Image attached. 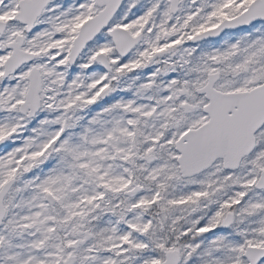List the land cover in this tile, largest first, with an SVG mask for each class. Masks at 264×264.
I'll return each mask as SVG.
<instances>
[{"label": "rangeland", "instance_id": "1", "mask_svg": "<svg viewBox=\"0 0 264 264\" xmlns=\"http://www.w3.org/2000/svg\"><path fill=\"white\" fill-rule=\"evenodd\" d=\"M16 1L0 0V19L8 21L0 34V72L9 54L8 40L23 30L9 21ZM180 1L178 13L172 14L167 0H125L108 28L141 33L135 49L122 59L105 30L80 55L77 68L82 71L74 77L66 72L67 48L73 32L97 10L92 0H71L61 9L56 1L50 2L25 34L23 48L35 53L34 60L0 80V136L5 133L8 138L0 149L2 153L8 147L6 156L0 155V185L10 176L16 178L4 199L8 210L0 227V264H158L168 247L180 250L179 264H244L241 253L246 245L264 246V191L253 187L264 168V126L255 135V150L234 171L224 170L218 159L184 179L174 151V140L185 129L206 120L200 108L205 100L193 89L204 83L207 73L220 72L215 86L223 91L255 86L252 72L264 71V24L228 32L213 42L190 44L194 33L233 17L252 0ZM99 51L113 63L111 74L92 65ZM32 63L42 74V107L27 119L17 109ZM135 68H144L151 81L160 79L166 86L180 82L185 92L179 104L187 108L177 112L180 119L171 116L170 103L161 112L147 108L132 114V123L121 125L129 129L128 135L105 134L109 122L117 121L106 115L98 127L77 124L69 138L67 133L59 138L64 119L75 122L80 116L70 111L76 87L87 85L91 98L110 83L113 90H123L127 79L117 71ZM114 99L129 104L119 93ZM137 117L140 129L134 123ZM166 118L171 131L159 132ZM53 152L59 158L62 154V161L56 159L41 170L36 159L45 154L54 159ZM112 157L117 165H111ZM110 180L121 182L110 185ZM136 183H143L142 191L129 196L117 192ZM48 192L53 204L45 200ZM149 198L154 209L145 214ZM228 210L234 214L230 228L220 234H199L218 225Z\"/></svg>", "mask_w": 264, "mask_h": 264}, {"label": "water", "instance_id": "2", "mask_svg": "<svg viewBox=\"0 0 264 264\" xmlns=\"http://www.w3.org/2000/svg\"><path fill=\"white\" fill-rule=\"evenodd\" d=\"M50 0H19V11L13 19L27 24V30L39 16L44 6ZM124 0H94V3L102 7L93 17L88 18L80 26L73 42L69 47L68 62L73 65L78 55L84 50V46L94 40L95 36L103 30L115 16V12ZM170 1V12L176 13L179 0ZM264 21V0H253L245 10L230 19H223L217 26L202 30L195 34L190 43L200 42L206 39H217L226 30L245 29L256 22ZM5 22L0 20V32L5 28ZM112 37L114 46L121 57H126L141 38L131 35L122 27H115L107 32ZM22 36L8 44L12 53L4 61L3 77L13 73L20 64L31 60L32 54L22 51ZM96 61L103 69L111 70V66L103 53L96 54ZM28 75L29 86L24 101L20 104L19 111L28 117L39 109V91L41 88L40 74L35 67L31 68ZM219 73H209L207 81L202 87L196 88V92L204 95L208 102L202 107L208 114L206 123L195 128L187 129L175 141V149L180 152L177 156L179 172L182 177L193 176L205 170L216 159L221 158L224 169L235 170L241 159L248 155L255 144L254 133L264 124V82L247 91L223 92L214 88L213 84L219 78ZM107 91L102 94L105 95ZM6 138L2 136L0 143ZM14 180H7L0 188V225L5 216L3 199ZM257 188H264V170L257 179ZM47 200L53 202L52 196L47 195ZM233 220V214L227 213L220 225L210 229L208 233L221 232L226 229ZM243 256L247 257V264H258L264 260V247L247 246ZM179 253L176 249H168L164 259L159 264H178Z\"/></svg>", "mask_w": 264, "mask_h": 264}, {"label": "trees", "instance_id": "3", "mask_svg": "<svg viewBox=\"0 0 264 264\" xmlns=\"http://www.w3.org/2000/svg\"><path fill=\"white\" fill-rule=\"evenodd\" d=\"M128 77L130 79L129 80V86L126 89V91H123L120 94L123 95V97L127 101L134 100L129 105L121 104V103L111 105L109 102H108V104H106V102L101 100V98L99 96L92 99L91 96L89 95L88 91H83V92L76 91L75 94H82V97H78V99L72 103L70 109L75 111V112L77 111L78 113L81 114L80 120L78 122L80 124H83V125L96 124L98 121V118H99V115L96 114V111L99 107H103V109L105 108L104 111L110 109V110H108V112H110L112 114L119 115V118L121 119V121L128 122V123H129V120L131 117L132 110L136 109L137 111H139L138 109L140 107L138 109L135 107L137 105H139V106H144L145 104H149L150 106L153 105L154 110H155L154 112H161L162 109L166 108L165 107L166 103L170 104L172 102L173 108H172V115L171 116L175 115L178 117V119H180L181 116L178 115L177 112L180 110H183V109L184 110L187 109L185 107L183 108V106H181L180 104L177 103L176 92H177L179 86L181 85L180 82L172 83L171 85H169L170 97H168L167 96L168 91L166 88V87H168V85L166 86V81L161 82L160 79H157V80L155 79L153 82L145 83V82L141 81L143 79L133 78V76L131 74L128 75ZM263 80H264V71H258L257 70L253 73V83L258 84V82H261ZM108 101H110V99H108ZM140 112H141V110H140ZM168 125H169V120L165 122L164 127L166 129H168L169 128ZM128 131H129V129L124 130V132H126V135H128ZM133 141H135V140H133ZM108 146H107V148H108ZM0 154L3 155V152ZM53 155L56 158L52 159V157H47V155L45 154V155L41 156V160L37 159L35 164L39 163L40 169L43 171H46V169H48L53 164L54 160L60 159V161H62V159L59 158L57 154H53ZM136 156L139 157V155H136ZM110 163H115V159L113 157L111 158ZM132 171H134V169H132ZM134 175H135V173H134ZM117 182H118V180L107 181V183L110 185L115 184ZM95 184L97 186L100 184V182L96 181ZM101 185H102V183L100 184V187H101ZM114 186L115 185H113L112 187H114ZM132 186L133 187H131V190H129L127 192L128 196L131 195V193H133L135 190H141L142 189V186L139 185L138 183L133 184ZM97 187H99V186H97ZM80 188H84V187H80ZM151 202H152L151 198H149L146 201L145 207L143 209L145 214L150 213L154 209V207H153L154 204ZM148 216H154V215L148 214ZM92 223H93V221H91V223H89L88 226H86V229H89L92 226ZM82 231H83V229H82ZM84 232H86V231H84Z\"/></svg>", "mask_w": 264, "mask_h": 264}]
</instances>
